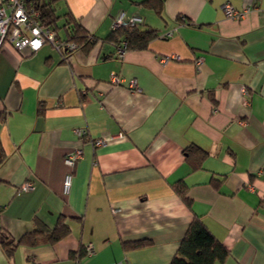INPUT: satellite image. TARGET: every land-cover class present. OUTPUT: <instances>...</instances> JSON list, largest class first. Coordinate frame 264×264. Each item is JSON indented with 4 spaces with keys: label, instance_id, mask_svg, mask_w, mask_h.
Segmentation results:
<instances>
[{
    "label": "crops",
    "instance_id": "0c3cea01",
    "mask_svg": "<svg viewBox=\"0 0 264 264\" xmlns=\"http://www.w3.org/2000/svg\"><path fill=\"white\" fill-rule=\"evenodd\" d=\"M144 1L58 0L59 16L99 39L64 63L48 44L0 46V231L19 240L61 216L70 228L11 260L0 246V264H170L195 214L229 249L225 264H264V0H228L250 9L240 20L225 16L226 0H165L161 16ZM121 16L157 31L148 49L102 44ZM190 148L207 155L201 169ZM180 180L193 211L171 186ZM26 182L34 190L20 191ZM136 240L150 244L123 248ZM89 244L92 255L72 256Z\"/></svg>",
    "mask_w": 264,
    "mask_h": 264
},
{
    "label": "trees",
    "instance_id": "16d2710c",
    "mask_svg": "<svg viewBox=\"0 0 264 264\" xmlns=\"http://www.w3.org/2000/svg\"><path fill=\"white\" fill-rule=\"evenodd\" d=\"M57 2L58 0H29L26 5L28 9L35 8L41 11L42 20L56 31L60 49L58 53L62 55V62L64 63L71 58L75 50H83L85 52L92 50L99 42V39L92 35L82 25L81 20L77 19L71 12L66 13L64 16H59L56 9ZM164 2L165 0H146L140 4L154 10L157 15L161 16L164 10ZM62 18L65 19V24L62 27L66 29L65 41H61V38H59L60 27L58 23ZM156 36L157 31L154 28H145L136 24L114 29L101 42L102 44H113L118 47L120 44L122 47L125 42V50H145L148 49L150 42ZM68 45H74L75 48L71 49ZM44 110V107H41L39 112L43 113ZM0 153H2L1 150ZM206 157L207 155L200 149L190 148L187 160L191 163L193 169L197 170L203 167ZM0 162H4L2 157ZM212 184L216 189H219L222 181L213 179ZM171 186L182 199L185 206L190 211H193V200L189 196V187L182 180L173 183ZM65 220V217L61 216L53 228L47 226L38 227L19 240L0 231V236H2L0 246L8 259L11 260L19 246L55 245L70 233V228L65 223ZM75 220L82 221V219L78 218H75ZM149 244L150 242L146 240L122 242L125 250L138 249ZM72 256L81 260L86 256V247L85 249H80L78 253H73ZM229 257V249L215 237L201 217L195 214L170 264H225Z\"/></svg>",
    "mask_w": 264,
    "mask_h": 264
},
{
    "label": "built area",
    "instance_id": "2783aa9c",
    "mask_svg": "<svg viewBox=\"0 0 264 264\" xmlns=\"http://www.w3.org/2000/svg\"><path fill=\"white\" fill-rule=\"evenodd\" d=\"M27 0H0V46L5 42H10L13 47L22 51L24 49H30L32 52L39 51L45 45H51L57 52L59 50V44L57 40L56 31L42 20V13L38 9L27 8ZM222 11L225 16L231 20L243 19L249 12V8L237 9L230 1L226 0L222 6ZM142 20L138 17H133L129 20H125L123 16L118 18L114 24V29H118L124 26H134L141 23ZM71 49H74V45H68ZM126 43L124 42L120 48V55L125 53ZM202 63V58L197 60V64ZM114 83H119V79L113 77ZM136 82L130 83L131 88H136ZM75 134L78 137H84L86 135L83 130H76ZM106 141L104 139L95 140V146L104 145ZM83 157V150L77 149L65 157V164L70 169L66 174L63 183V192L68 195L70 193L73 181V169L78 161ZM33 182H26L20 187V191L29 192L34 190ZM87 255L94 253V247L92 244L86 246Z\"/></svg>",
    "mask_w": 264,
    "mask_h": 264
}]
</instances>
